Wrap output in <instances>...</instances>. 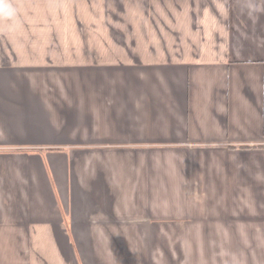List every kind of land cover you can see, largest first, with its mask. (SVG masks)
<instances>
[{"label": "crops", "instance_id": "crops-1", "mask_svg": "<svg viewBox=\"0 0 264 264\" xmlns=\"http://www.w3.org/2000/svg\"><path fill=\"white\" fill-rule=\"evenodd\" d=\"M122 4L0 0V264H264V0Z\"/></svg>", "mask_w": 264, "mask_h": 264}, {"label": "rangeland", "instance_id": "rangeland-1", "mask_svg": "<svg viewBox=\"0 0 264 264\" xmlns=\"http://www.w3.org/2000/svg\"><path fill=\"white\" fill-rule=\"evenodd\" d=\"M123 4H122V0H99V10L100 12H104L107 11L106 8H108L109 13L114 15V20L112 19L111 15H108V20L107 19H102L99 20L100 24H99V28L100 27H104L107 28V24L110 23V26L115 28V29H122V21H123ZM93 16H95V14L93 13ZM105 15L101 16L104 17ZM117 17V18H115ZM89 32L91 31V26L90 28L87 27V29ZM84 30V40H82V47H83V53H82V63L83 66L80 69H77V71L75 72L74 69L68 68L67 69V79H75V76L78 79H91V67L89 65L90 63V37L87 36L85 34ZM79 54V53H77ZM77 62H80L79 60H77ZM74 63V61H72V64Z\"/></svg>", "mask_w": 264, "mask_h": 264}]
</instances>
